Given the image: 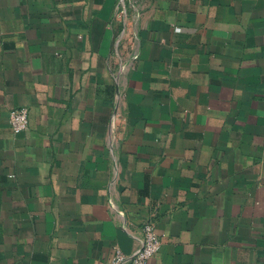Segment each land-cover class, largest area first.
Returning <instances> with one entry per match:
<instances>
[{
  "label": "crops",
  "instance_id": "obj_1",
  "mask_svg": "<svg viewBox=\"0 0 264 264\" xmlns=\"http://www.w3.org/2000/svg\"><path fill=\"white\" fill-rule=\"evenodd\" d=\"M151 217L149 264H264V0H0V264H109Z\"/></svg>",
  "mask_w": 264,
  "mask_h": 264
},
{
  "label": "built area",
  "instance_id": "obj_2",
  "mask_svg": "<svg viewBox=\"0 0 264 264\" xmlns=\"http://www.w3.org/2000/svg\"><path fill=\"white\" fill-rule=\"evenodd\" d=\"M124 17L122 30L118 39L117 57L120 59V69L125 71L130 61L136 60L137 55L132 51L136 46L134 35V24L128 18V13L123 5L121 8ZM128 15V16H127ZM121 51L132 53L123 59ZM119 94V93H118ZM10 125L14 133L19 134L28 128V109L21 107L10 112ZM128 127V120L120 113L117 106L111 119V137L112 139L122 140ZM161 249V240L156 230V219L151 217L144 222L142 237L137 240L136 248L132 255H124L118 247H115L113 256L109 264H149L152 257Z\"/></svg>",
  "mask_w": 264,
  "mask_h": 264
},
{
  "label": "rangeland",
  "instance_id": "obj_3",
  "mask_svg": "<svg viewBox=\"0 0 264 264\" xmlns=\"http://www.w3.org/2000/svg\"><path fill=\"white\" fill-rule=\"evenodd\" d=\"M131 10V9H130Z\"/></svg>",
  "mask_w": 264,
  "mask_h": 264
}]
</instances>
